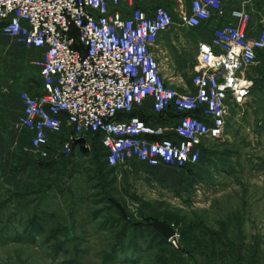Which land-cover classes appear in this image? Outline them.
<instances>
[{"label":"rangeland","instance_id":"1","mask_svg":"<svg viewBox=\"0 0 264 264\" xmlns=\"http://www.w3.org/2000/svg\"><path fill=\"white\" fill-rule=\"evenodd\" d=\"M194 35L179 23L160 35L166 82L190 85L198 51L186 44ZM248 75L253 86L225 136L207 140L201 161L185 168L108 166L90 134L87 152L56 153L65 133L41 157L15 126L20 149L34 160L0 173V264H187L184 241L212 229L225 243L218 264L227 256L229 264H264V51ZM152 218L172 221L179 247L140 227Z\"/></svg>","mask_w":264,"mask_h":264},{"label":"built area","instance_id":"2","mask_svg":"<svg viewBox=\"0 0 264 264\" xmlns=\"http://www.w3.org/2000/svg\"><path fill=\"white\" fill-rule=\"evenodd\" d=\"M226 2L191 0L178 21L167 6L147 9L132 0H0L1 32L40 50L34 65L42 91L20 92L23 114L15 122L29 132L28 147L49 157L51 139L68 132L60 146L68 154L75 138L93 133L113 167L198 164L206 141L225 136L233 109L246 102L264 21L251 32L250 10L232 9V22L199 42L191 87L183 91L166 82L156 48L175 23L197 32ZM141 113L166 120L153 124ZM168 241L179 247V232Z\"/></svg>","mask_w":264,"mask_h":264},{"label":"crops","instance_id":"3","mask_svg":"<svg viewBox=\"0 0 264 264\" xmlns=\"http://www.w3.org/2000/svg\"><path fill=\"white\" fill-rule=\"evenodd\" d=\"M132 3L147 9L157 5L167 6L179 21L181 12L189 10L191 0H132ZM243 6L250 10L252 20L249 30L254 32L264 21V0H227L223 13L212 17L206 27H202L197 35H194L195 38L189 40L191 43L187 42L186 45H193L198 51L199 42L209 40L214 28L232 22L231 10ZM6 36L0 30V173L4 175L10 172L14 164L24 166L23 168L26 170V165L34 160L20 149L15 122L23 114L20 92L27 89L37 95L42 91L41 79L36 73L34 65L35 59L40 55V50L27 47L17 39ZM166 44L167 47L168 43ZM156 51L161 56L163 49L157 47ZM33 81L38 82L39 87H30L29 85ZM169 82L174 83V81ZM177 87L181 91L187 89V86L177 85ZM189 87H191V83ZM146 105L151 108L150 99H147ZM224 245V241H220L218 236L213 234L212 229L204 232L201 236H194L190 242L185 243L184 241L182 253L186 255L187 264H218L223 258ZM227 246L230 250L229 248L234 247V242L230 241ZM226 260V263L229 264L231 257L227 256Z\"/></svg>","mask_w":264,"mask_h":264},{"label":"trees","instance_id":"4","mask_svg":"<svg viewBox=\"0 0 264 264\" xmlns=\"http://www.w3.org/2000/svg\"><path fill=\"white\" fill-rule=\"evenodd\" d=\"M1 26V25H0ZM206 27V26H205ZM199 31V30H198ZM197 31V32H198ZM264 51V50H263ZM143 118H145L146 120H148V122H150V123H153V124H155V123H162V122H164L165 120H166V118H165V116H164V114H140ZM171 116H173L172 114H171ZM27 131V130H26ZM66 133H68V132H66ZM63 134H65V133H62V134H59V135H63ZM70 133H68V135H69ZM90 135H92L93 136V139L94 140H97V142H98V144L101 146V148H103V157L105 158V162L107 163V165L108 166H110L109 165V163H108V161H107V151H106V149H105V147L103 146V144H102V142H101V139H100V136L98 135V134H93V133H89ZM88 134V135H89ZM29 132L27 131V139L29 138ZM59 135H56V136H54V137H58ZM68 135H67V137H68ZM65 136V139L63 140L64 142L67 140V137H66V135H64ZM86 138H87V136H86ZM88 139V138H87ZM63 142V143H64ZM27 143H28V140H27ZM63 143H62V145H63ZM60 144V143H59ZM61 145V146H62ZM205 151V150H204ZM56 153H60V146L59 145H57V151H56ZM62 153V152H61ZM153 219V218H152ZM159 219V218H158ZM150 220V219H149ZM148 220V221H149ZM163 220H165V221H167V222H169V223H172V221L170 220V219H167V218H163ZM148 221H146L145 222V224L144 225H140V227L142 228V229H150L151 230V232L152 233H155L157 236H159L161 239H163V240H165L166 241V238L157 230V229H155L153 226H151V225H148L147 224V222ZM139 227V226H138ZM187 235V233L184 231L183 232V238L185 237ZM168 240V239H167Z\"/></svg>","mask_w":264,"mask_h":264},{"label":"water","instance_id":"5","mask_svg":"<svg viewBox=\"0 0 264 264\" xmlns=\"http://www.w3.org/2000/svg\"><path fill=\"white\" fill-rule=\"evenodd\" d=\"M73 146H78L83 152H87L90 149L87 145V138L85 136L75 138ZM147 224L157 229L166 239L173 236L176 232L174 226L163 219L153 218L150 219Z\"/></svg>","mask_w":264,"mask_h":264}]
</instances>
